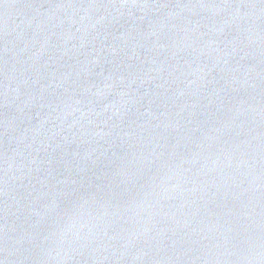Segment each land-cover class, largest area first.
Returning a JSON list of instances; mask_svg holds the SVG:
<instances>
[{
    "label": "water",
    "instance_id": "1",
    "mask_svg": "<svg viewBox=\"0 0 264 264\" xmlns=\"http://www.w3.org/2000/svg\"><path fill=\"white\" fill-rule=\"evenodd\" d=\"M0 264H264V0H0Z\"/></svg>",
    "mask_w": 264,
    "mask_h": 264
}]
</instances>
